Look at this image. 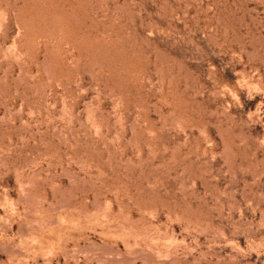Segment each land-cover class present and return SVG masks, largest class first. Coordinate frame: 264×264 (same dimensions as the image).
Segmentation results:
<instances>
[{
    "label": "rangeland",
    "instance_id": "obj_1",
    "mask_svg": "<svg viewBox=\"0 0 264 264\" xmlns=\"http://www.w3.org/2000/svg\"><path fill=\"white\" fill-rule=\"evenodd\" d=\"M0 264H264V0H0Z\"/></svg>",
    "mask_w": 264,
    "mask_h": 264
}]
</instances>
